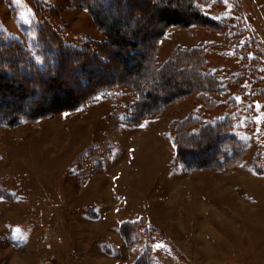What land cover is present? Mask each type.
Returning <instances> with one entry per match:
<instances>
[{
	"label": "rangeland",
	"instance_id": "obj_1",
	"mask_svg": "<svg viewBox=\"0 0 264 264\" xmlns=\"http://www.w3.org/2000/svg\"><path fill=\"white\" fill-rule=\"evenodd\" d=\"M199 1L203 14L218 23L167 27L152 57L161 67L178 52L204 46V69L220 86L207 94L210 106L193 91L159 114L128 124L129 108L142 91L123 84L111 91L113 100L99 93L74 110L0 125V264H264V0ZM34 2L40 11L30 4ZM97 2L106 26L120 21V35L138 40L141 56L117 61L115 53L125 46L112 44L106 50L113 66L99 73L94 66L85 67L82 74L91 81L120 77L138 82L136 77L149 76V68L140 71L138 66L147 67L142 52L160 27L157 18L163 6L149 8L128 0L127 6L114 2L113 8L104 0ZM134 8L138 11L130 14ZM178 11L183 12L180 7ZM39 19L72 47L90 42L94 47L104 39L90 12L76 0H0V49L5 57L22 54L16 48L20 46L38 58ZM69 62L72 59L64 57L63 64ZM74 73L67 70L47 91L41 84L32 86L30 93L43 87V103L71 101L84 93ZM21 76L12 74L14 83L7 87L5 99L19 93L15 85H22ZM151 76L155 81L157 75ZM12 77L2 80L9 83ZM177 89L172 82L161 85L163 95ZM31 100L14 99L11 107L28 112ZM223 118L224 134H231L233 144L212 138L209 149L203 144L186 160L192 164L210 159L220 147L223 152L229 148L226 156H232L230 148L235 146L236 159L227 164L220 158L211 167H187L175 159L174 141L172 151L167 135L159 136L160 128H169L173 136V128ZM125 124L149 128L156 140L145 145L142 138L149 134L139 130L130 136L131 145L122 143L117 159H107L105 171L103 166L96 170L112 144L114 151L117 148L115 136L113 143L111 139L113 127ZM182 139L187 140L186 135ZM128 146L136 149L130 165ZM114 174L120 176L112 183ZM115 184L116 200L122 196L127 202H122L119 218L142 216L127 222L124 232L116 227L112 210L118 205L111 192ZM248 185L251 202L243 197ZM86 209L101 212L93 216ZM44 235L46 244L41 242Z\"/></svg>",
	"mask_w": 264,
	"mask_h": 264
},
{
	"label": "trees",
	"instance_id": "obj_2",
	"mask_svg": "<svg viewBox=\"0 0 264 264\" xmlns=\"http://www.w3.org/2000/svg\"><path fill=\"white\" fill-rule=\"evenodd\" d=\"M81 6L86 8L92 15L95 25L98 27L102 33L104 39L102 41L94 42L97 46H90V43H87L82 48L72 47L71 45L66 44L59 36H56L51 29H46L44 24H47L43 19H39L38 24V41L40 47L38 48L37 56H34L30 53L27 48H16L23 54L16 56H4L3 51L0 49V125L12 126L21 122H29L35 119H38L42 116L53 115L57 112L63 110H74L78 108L83 103L92 100L93 97L99 93L103 94L105 100H113L114 97L111 95V91L116 89L119 86H127L132 88L134 91H142V96H138L136 102L130 106L128 114V124H138L141 122L142 118L147 116H153L159 114L163 108L174 100L186 96L193 91H196L198 100L208 103L210 106V100L207 96L210 91L215 92L220 88L219 81L216 76L213 74L207 73L206 62L204 63L205 57L203 54L205 52V47H195L191 50H184L174 54L170 57L164 65L157 67L154 62L155 59L152 57L154 54V44L158 37H160L163 31L170 26H179V27H188V26H212L213 19L208 18L198 7L201 1L199 0H138L141 3H144L146 7H159L160 13L158 14V22H160V27L158 31L155 32V35L151 38V42L148 44V49L142 52L144 55V62L146 61L147 67L139 64L138 69L140 71L149 68L150 75L146 78L136 77L140 80L136 81H127V79H122L117 77L111 81H91L85 75L82 74V71L85 67L94 66L96 73L103 72L105 69L113 66V61L108 56L106 50L107 46L112 44H123L125 48L124 51L115 53L117 61L122 60V57L133 58L136 56H141L138 50L140 42L134 38L124 39L120 35L119 23L120 21H115L112 25L106 26V17L102 16V10L99 8L97 0H76ZM109 7H113L115 3H124L128 0H104ZM34 10L40 11L42 8L36 2L30 3ZM174 5V7H172ZM183 12L178 11L179 7ZM127 6V5H126ZM138 11L130 9V14H134ZM39 17V15H36ZM125 25L128 24L125 22ZM217 25V24H216ZM47 31V32H46ZM113 36L116 38L113 39ZM11 44L7 45L8 48L12 46ZM95 48V50H93ZM187 51V52H185ZM11 56V57H10ZM64 57L66 59H72V62H69L66 66L63 64ZM38 60L40 62L37 63ZM142 58V57H141ZM13 68V71L11 70ZM96 68V69H95ZM187 68H190V73L187 71ZM72 70L74 74H78V83L83 87L84 93L77 96L71 101H65L57 104L43 103V96L40 94V89L43 88L47 91V87H50L53 83V80L60 75L61 73ZM20 73L22 79V85L16 84L15 86L19 90V93L16 96H11L10 99H5L7 87L13 85V75ZM157 75L156 80L154 81L151 75ZM75 76V75H74ZM9 83L2 80V78H8ZM179 77V80L175 82V78ZM170 82L174 86H177L178 89L172 94L163 95L165 91L161 90V85L166 86ZM7 83V84H6ZM43 84V87L35 88L38 89V92L30 93L32 86L37 87V85ZM124 84V85H123ZM30 87V89H29ZM43 91V90H42ZM160 91L163 92L162 95ZM107 93V94H106ZM139 93V92H138ZM109 95L111 97H109ZM31 96L32 100L30 101L31 109L29 108L28 112H24L19 108L11 107L14 99H28ZM201 102V103H202ZM52 103V102H51ZM89 103V102H87ZM227 118V117H226ZM226 118L221 119L222 122L215 123H205L202 124L198 122L197 125H192L189 127L192 128H173V141L175 144V159L181 161L184 165L191 168H205L211 167L212 164L220 163L218 160L222 158L227 164L231 159H236V147L231 146L230 154L232 156H226L229 151V148L226 151H222L221 147L216 148L213 153V156L206 160H199L197 162H191L186 160V156L197 153L199 148L207 150L212 145V138L220 139L219 142L224 141L225 143L233 144V138L231 134H224V128L226 127L225 122ZM199 121V120H197ZM125 122V121H124ZM219 122V123H218ZM126 123V122H125ZM189 125V124H188ZM186 135L187 140H183L182 136ZM227 136V137H226ZM226 139H225V138ZM224 138V140H223ZM228 138V139H227ZM216 140V141H217ZM101 163L98 165V169L101 168ZM126 223L124 224L123 229H126ZM124 232V231H123Z\"/></svg>",
	"mask_w": 264,
	"mask_h": 264
},
{
	"label": "crops",
	"instance_id": "obj_3",
	"mask_svg": "<svg viewBox=\"0 0 264 264\" xmlns=\"http://www.w3.org/2000/svg\"><path fill=\"white\" fill-rule=\"evenodd\" d=\"M106 114V112H105ZM123 126H127L126 128L125 127H122L121 125H117V126H114L113 129H112V143L114 141V136H115V139H116V144H117V148L115 147V151H114V144H112V147L110 148V152L108 154H106V156L104 157V160L102 161V166H103V169H102V166H101V169H102V172L105 171L106 169V165H107V159H110L111 161L115 160L118 158V156L120 155L122 149H121V146H122V143H124L125 141L130 143L131 145V141L133 142L134 140V137L130 139V136L133 134V133H137L139 132V130H142L144 131V133H151V131L149 130V128H140L141 126H133V127H136V128H131L129 127L127 124L123 125ZM163 129H165V133H163ZM169 128H160V135L162 138H166L165 137V134L167 135V137L169 138L170 140V143L172 145V151H173V136L172 134L170 133V129L168 130ZM166 131H169V134L166 133ZM134 136V135H133ZM145 142V145H148L149 143H151V141L153 142L155 139L154 135H147V136H143L142 138ZM143 142V143H144ZM87 147V146H86ZM85 147V148H86ZM84 148V149H85ZM83 149V150H84ZM136 149H133L131 146H128L126 147L125 149V154L128 156V159L129 161L127 160L128 164H132V156H131V153L135 151ZM114 151V152H113ZM79 153V152H78ZM139 153V152H138ZM154 153H155V149H154ZM114 154V155H113ZM140 154V153H139ZM168 163V162H167ZM165 165H166V162H165ZM231 167H234L233 166H229L227 168H225L224 170L225 171H228L229 169H231ZM222 170V171H224ZM224 171V172H225ZM250 173L254 172L253 168H252V165L250 166V170H249ZM120 175H117V174H114L110 177L112 183L117 180L119 178ZM246 182V181H245ZM112 194H113V197L115 198V201L116 198H117V185L115 184L114 187L112 188L111 190ZM99 193V192H98ZM97 194V193H96ZM100 194V193H99ZM243 197H245L248 201H252V192L249 190V185H248V188H245V192H243ZM120 201H117L118 205H115L112 210H113V213L116 214V220H115V223H116V227L117 228H120L121 231H122V228L124 226L125 223L127 222H130V223H133L135 221H139L138 218H141L142 216H136V217H131L130 219L128 218H122L120 217L119 218V214H120V206L122 204V202H126V200H124V198L122 196H120L119 198ZM246 201V200H245ZM127 203V202H126ZM97 207V206H96ZM124 207V205H123ZM101 210L99 209L98 212H96V209H90V210H87L86 209V212H91V214H93V216H98V213H100Z\"/></svg>",
	"mask_w": 264,
	"mask_h": 264
},
{
	"label": "built area",
	"instance_id": "obj_4",
	"mask_svg": "<svg viewBox=\"0 0 264 264\" xmlns=\"http://www.w3.org/2000/svg\"><path fill=\"white\" fill-rule=\"evenodd\" d=\"M47 237H46V235H44L42 238H41V242H43V243H45L46 244V242H47Z\"/></svg>",
	"mask_w": 264,
	"mask_h": 264
},
{
	"label": "snow or ice",
	"instance_id": "obj_5",
	"mask_svg": "<svg viewBox=\"0 0 264 264\" xmlns=\"http://www.w3.org/2000/svg\"><path fill=\"white\" fill-rule=\"evenodd\" d=\"M142 126V125H141Z\"/></svg>",
	"mask_w": 264,
	"mask_h": 264
}]
</instances>
